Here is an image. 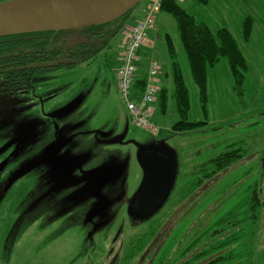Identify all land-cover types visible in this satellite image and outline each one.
I'll use <instances>...</instances> for the list:
<instances>
[{"label": "rangeland", "instance_id": "374dc122", "mask_svg": "<svg viewBox=\"0 0 264 264\" xmlns=\"http://www.w3.org/2000/svg\"><path fill=\"white\" fill-rule=\"evenodd\" d=\"M177 2L213 31L226 28L234 36L249 68L246 83L236 88L241 95L222 59L208 71L206 127L174 132L180 118L172 97L166 114L158 103L154 106L159 133L136 127L113 77L123 32L132 19L90 63L38 72L25 103L14 108V118L0 117V146L14 140L26 122L38 125L29 147L16 142L6 151L15 156L6 167L0 166V264H137L147 252L142 264H180L195 254H181L195 234L208 239L205 250L232 241L203 261L231 251L234 263L264 264V209L255 223L249 209L254 186L264 202V0ZM148 4L142 0L131 14L142 17ZM247 18L253 20V30L246 42ZM151 35L139 53L142 72L158 61L171 96L168 35L190 93L188 121H206L175 20L158 13ZM235 142L245 157L204 179L211 169L203 172V165ZM144 148L165 151L177 162L170 202L148 220L130 211L145 179L140 161ZM95 176L104 180L95 190L98 196L86 190ZM200 179L203 183L196 185ZM182 190L185 198L179 203ZM99 199L103 208L94 214ZM136 244L140 250L134 254Z\"/></svg>", "mask_w": 264, "mask_h": 264}, {"label": "trees", "instance_id": "16d2710c", "mask_svg": "<svg viewBox=\"0 0 264 264\" xmlns=\"http://www.w3.org/2000/svg\"><path fill=\"white\" fill-rule=\"evenodd\" d=\"M198 2L207 4L208 0H198ZM160 11L170 15L177 24L181 42L189 62L191 77L199 90L202 113L206 121H188L190 112V93L178 61L176 48L168 35L166 36V43L172 61L174 89L170 96L169 90L166 87H162L158 101L159 109L161 113L166 114L169 97H172L176 103V109L180 118V121L173 126V131L176 133L192 132L208 125V71L214 69L222 59H225L232 73L234 88L238 91V95H241L239 90L246 83V75L249 71L248 64L237 41L228 29L222 28L213 31L206 23L200 22L194 16L190 15L178 4L177 0H165L162 3ZM131 13L132 11L114 22L93 27L94 29H108L107 35L105 36V47L122 30ZM252 30L253 20L247 18L243 23V39L246 42L249 41ZM61 32L64 31L35 32L0 37V65L6 62L8 64L22 62L15 65L16 67L8 72L0 68V75H8V80L12 78H23L26 80V77L30 76V74L37 69L60 66V63L56 64L54 60L52 61L49 57L51 53L46 50L48 46L57 49L54 47L53 42L56 39L52 40L51 36ZM20 48L23 49L20 50ZM30 60L31 62H29ZM144 86L145 78L141 77L137 82V88L139 91H143ZM245 155L246 152L240 147L239 143L235 142L231 144L225 152L210 159L203 165V172L205 169H211L210 172H205L203 178L208 179L209 177L217 175L227 167L243 159ZM202 183L203 181L200 179L196 185H201ZM249 209L251 213L250 218L255 223L259 211L264 209L263 200L256 186L253 187L250 193ZM217 232L219 234V231ZM231 242H221L219 243L221 245L216 247V249L221 248L224 244L229 246ZM135 247L137 248L136 251L140 250L138 244H136ZM213 250L214 249H211L205 253L200 252V254L194 258L195 260L187 264H194V261L196 263L198 261L205 262L202 259ZM134 251L132 250L131 252L133 253ZM229 253L216 257L211 261H206L207 263L204 264H224L222 263L223 261H227V264H239L238 261L234 263L236 255ZM129 257L132 256L130 255ZM159 263L164 264V260L157 262V264Z\"/></svg>", "mask_w": 264, "mask_h": 264}, {"label": "water", "instance_id": "95a60500", "mask_svg": "<svg viewBox=\"0 0 264 264\" xmlns=\"http://www.w3.org/2000/svg\"><path fill=\"white\" fill-rule=\"evenodd\" d=\"M142 0H12L0 3V37L48 31H84L114 22L135 10ZM70 108L62 110L65 113ZM140 161L144 183L134 200L152 197V206L140 207L132 213L150 219L161 210L175 188L176 160L159 149L144 148ZM97 178V176H96ZM94 180L86 190L93 192ZM153 201H156L154 204ZM140 202V201H139ZM98 209V208H97ZM100 209L95 212H99Z\"/></svg>", "mask_w": 264, "mask_h": 264}, {"label": "flooded vegetation", "instance_id": "af4514ba", "mask_svg": "<svg viewBox=\"0 0 264 264\" xmlns=\"http://www.w3.org/2000/svg\"><path fill=\"white\" fill-rule=\"evenodd\" d=\"M1 2L2 1H0V3ZM107 32H108L107 28H96V29L92 28V29H85L84 31L67 30L61 33H57L54 36L52 35L51 36L52 40L56 39L53 42H54V47H56L57 49L53 48L52 46H48L46 51L51 53L49 57L52 59V61L54 60L56 64L60 63L61 64L60 66L37 69L33 71L30 74V76H27L26 80H24L23 78H12L8 80L7 79L8 75H3V76L0 75V102H1L0 103V117L3 118V121H9L12 118H14V113H15L14 108L20 107L23 103H25V100H26L25 97L27 95V92L32 90L33 88L32 83H33L35 75L38 72L42 70H46V69H55V68L64 69L67 67L76 66L78 64L90 63L97 56L102 54V51L108 46V45L106 47L104 46L105 36L107 35ZM22 49L20 48V50ZM37 56H40V55H37ZM29 62H31V60ZM19 63H22V62H16V63H11V64H8L7 62L2 63V65H0V68L1 69L3 68L5 71L8 72L12 70L14 67H16L15 65ZM116 71H115V75L113 74L114 75L113 77L117 81V77L115 78ZM37 126L38 125L35 122H26L25 124H23V126H21L22 128L19 130L14 140H9L6 143H4L2 146H0V156H1L0 158L3 157V161L0 162L1 163L0 166L6 167L8 165V162L11 160V158L15 156L14 153H11L8 155V152L6 151L7 150L9 151L10 147H12L16 142L19 141L22 148L29 147L28 145L36 137ZM69 163L70 162H68V164ZM66 173L67 172H65L64 177L66 176ZM94 180H97L100 182L102 179H100L99 177L96 178L95 176L90 180V182ZM98 185L99 183H97V185L95 186V190L98 187ZM95 190L91 192V194H95V196H98V193H96ZM186 191L188 192L190 190L186 189ZM184 194L185 193H183V190H182V193L180 194V197L178 199L179 203H181L184 200L185 198ZM151 198L152 197H146L145 199L139 200L140 202L133 201L131 203V211L133 210L135 212L136 209L137 210L139 209L141 211V208L144 206H152ZM170 199L171 198H169L167 202L168 204L170 202ZM100 200L101 199L98 200L97 206L95 210L93 211L94 214L98 213V212H95L96 210L100 209L101 211V209L103 208ZM153 202L154 204H156L155 203L156 201H153ZM167 203L166 205H168ZM197 205L195 207H197ZM204 240H208V239H201L199 234H195L190 239V242L189 241L185 242L188 244L185 245V248L181 251V254H183V257H186V255L193 253L194 251H195V254H193L189 259H184L181 262V264H187L188 262L195 260L194 258L196 257V255L200 254V252L205 253L207 251H210L211 249H214V250L216 249V245L214 244L211 245L210 249H207V250L203 249ZM227 247H225V249ZM136 249L137 248L135 247V245H133L132 250L136 251ZM147 254L145 253L144 256H141V259L137 264H142L143 260L145 261ZM224 254L226 253L224 252ZM222 263L227 264L228 262L223 261ZM194 264H199V261L197 263L194 261Z\"/></svg>", "mask_w": 264, "mask_h": 264}, {"label": "built area", "instance_id": "2783aa9c", "mask_svg": "<svg viewBox=\"0 0 264 264\" xmlns=\"http://www.w3.org/2000/svg\"><path fill=\"white\" fill-rule=\"evenodd\" d=\"M165 0H149L148 9L142 20L124 29L119 66L116 71L117 87L124 100L132 123L152 134L160 132L154 122V106L162 90V68L159 62L152 61L145 76L143 91L137 88L140 80L139 53L155 30L157 14Z\"/></svg>", "mask_w": 264, "mask_h": 264}, {"label": "crops", "instance_id": "0c3cea01", "mask_svg": "<svg viewBox=\"0 0 264 264\" xmlns=\"http://www.w3.org/2000/svg\"><path fill=\"white\" fill-rule=\"evenodd\" d=\"M145 12V11H144ZM144 12H143V15H142V17H139V18H135L134 17V14H131V17H129V21L127 20L126 21V23L125 24H127V23H130V21H131V19H132V21H134V23L133 24H129L130 26L129 27H131V26H133V25H135L138 21H140V20H142L143 19V17H144ZM162 13V12H161ZM151 37H149V40L148 41H146L147 43H149V41H150V39L153 37L152 35H150ZM167 36V35H166ZM123 42V41H122ZM110 44V43H109ZM149 44H146V46H148ZM140 62H142V61H140ZM140 65H141V63H139V74H140V77H144L145 78V76H146V72H147V70H146V72L144 73V71L142 72V70H141V68H140ZM165 73H163L162 75H161V80H162V87H165V85H164V77H165ZM141 79V78H140ZM158 103V102H157ZM228 247H230V246H228ZM231 252V251H230ZM196 256H198V255H196ZM204 263H207L206 261L205 262H199V264H204Z\"/></svg>", "mask_w": 264, "mask_h": 264}]
</instances>
